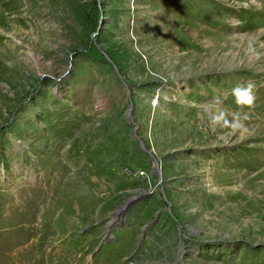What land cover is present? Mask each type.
I'll return each instance as SVG.
<instances>
[{"label":"rangeland","instance_id":"rangeland-1","mask_svg":"<svg viewBox=\"0 0 264 264\" xmlns=\"http://www.w3.org/2000/svg\"><path fill=\"white\" fill-rule=\"evenodd\" d=\"M0 264H264V0H0Z\"/></svg>","mask_w":264,"mask_h":264},{"label":"water","instance_id":"water-1","mask_svg":"<svg viewBox=\"0 0 264 264\" xmlns=\"http://www.w3.org/2000/svg\"><path fill=\"white\" fill-rule=\"evenodd\" d=\"M137 202H138L137 197H130L128 200L125 201V203L122 206H120V208L117 209L118 212H117V210L115 211L117 213L114 212L112 214V215H114V217L111 216L110 221L107 223L105 234L102 237L101 243L99 244L97 250H95V252L93 253V256L101 250V248L104 246L105 242L108 241L109 243H112L113 240L117 239L112 234L113 228H118V227L122 228L124 226V224L126 222V218H127L126 216L128 214L129 209L132 206H134ZM154 223L155 222H153L152 225H154ZM149 226H150L149 224H146L144 226L143 233H142V239L138 242L137 246L135 247V251H137L141 247V244H142V242L146 236V231H147Z\"/></svg>","mask_w":264,"mask_h":264},{"label":"clouds","instance_id":"clouds-1","mask_svg":"<svg viewBox=\"0 0 264 264\" xmlns=\"http://www.w3.org/2000/svg\"><path fill=\"white\" fill-rule=\"evenodd\" d=\"M233 95L235 96L236 103L240 106L251 107L254 104L255 96L252 92V86L249 84L247 87L240 88L237 87L233 90ZM234 128L242 127V125L237 121Z\"/></svg>","mask_w":264,"mask_h":264},{"label":"bare ground","instance_id":"bare-ground-1","mask_svg":"<svg viewBox=\"0 0 264 264\" xmlns=\"http://www.w3.org/2000/svg\"><path fill=\"white\" fill-rule=\"evenodd\" d=\"M152 157L155 158L153 154H152ZM156 165H157V162H156ZM117 212H118V210H117ZM117 212H115V213H117ZM112 217H114V215H112Z\"/></svg>","mask_w":264,"mask_h":264}]
</instances>
